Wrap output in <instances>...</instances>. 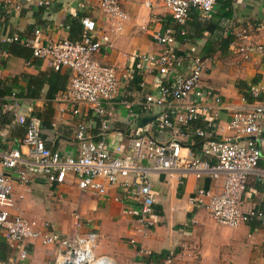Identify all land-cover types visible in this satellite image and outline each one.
Listing matches in <instances>:
<instances>
[{
	"label": "crops",
	"instance_id": "0c3cea01",
	"mask_svg": "<svg viewBox=\"0 0 264 264\" xmlns=\"http://www.w3.org/2000/svg\"><path fill=\"white\" fill-rule=\"evenodd\" d=\"M8 1L18 8H12L10 12L0 8V38L17 34L22 42L45 44L48 40L75 36V32L69 31L68 16L81 13L82 20L88 17L93 21V35L101 44L96 58L113 66L118 80L117 94L107 104L112 112L111 129L106 135L108 141L126 144L129 135L142 127L141 120L158 112V108L151 113L143 112L141 103L144 95L154 92L159 82H167V77L161 76L155 68L143 71V62L137 55L157 54L162 48L150 33L165 31L163 24L171 17L164 7V0H120L122 9L128 14L120 28L105 22L97 7L81 8L79 3L82 0H51L48 6L37 5V0ZM221 1L217 0L211 16L219 10ZM225 1L231 9V17L224 23V34L235 36L236 31L245 29L247 40L235 37L226 53L214 51L207 55L208 32L184 42L176 40L177 51L184 58L181 71L190 65L192 57L202 56L207 60V68L202 74L203 83L220 95L225 103H239L242 94L236 87L238 80H244L248 87L258 85L262 90L260 101L264 102V56L256 50H240L249 41L264 46V0ZM142 27L146 29L142 30ZM37 28L40 29L39 35L34 33ZM39 61L37 64L28 63L0 53V79L18 75V84L26 86L25 74H36L51 67L46 60ZM256 75L261 78L253 82ZM15 92L19 90L15 89ZM62 95L63 91L54 99H47L43 89L38 98L9 96L6 99L2 112L9 113L12 118L0 123L1 169V153L19 147L24 135V127L15 120V111H26L39 119L47 146L62 154L76 153L78 144L74 131L78 117L71 114V105L64 101ZM124 100L130 108L124 105ZM217 118L219 134L231 135L226 127L229 111L218 110ZM148 127L158 141H166L172 135L171 130L158 129L152 122ZM196 127L201 126L194 122L189 128ZM93 129L95 134L96 128ZM181 143L188 142L182 138ZM25 169L29 178L26 184L18 181L15 172L8 171L13 185L10 212L20 213L37 223L48 222L49 231L59 233L62 242L45 245L40 240H32L26 245L27 258L21 260L19 251L22 244L9 241L0 228V264H58L61 259L68 260L74 246L70 239L77 233L74 214L79 215L84 224L79 233L91 231L97 234L96 254L108 256L117 264H162L167 260L170 264H264V226L257 220L236 227L219 224L202 204L193 201L198 188L214 189V180L209 177L197 178L184 170L151 172L155 225L143 230L135 217L123 212V208L133 202L131 193L127 195L120 188H110L104 197H99L91 192H81L71 174L61 183H52L31 167ZM259 169L264 172V155ZM244 200L248 206L264 209V188L255 177L248 182Z\"/></svg>",
	"mask_w": 264,
	"mask_h": 264
},
{
	"label": "built area",
	"instance_id": "2783aa9c",
	"mask_svg": "<svg viewBox=\"0 0 264 264\" xmlns=\"http://www.w3.org/2000/svg\"><path fill=\"white\" fill-rule=\"evenodd\" d=\"M50 2L37 0L36 4L48 6ZM96 3L97 6L95 0H82L79 6L97 7L105 22L117 28L128 18L120 0H98ZM216 3L217 0H164V7L175 24L184 25L192 10L202 18L210 17ZM0 8L10 12L18 6L7 0L0 2ZM82 23L83 33L79 40L64 38L38 45L26 43L32 48L33 57L48 61L55 70L70 71L68 86L62 96L71 105V114L78 117L74 131L78 145L76 153H60L46 145L37 117L26 111L14 112L15 120L24 126L25 132L19 147L1 153L0 228L9 241L22 244L20 259L27 258L26 245L32 240H40L45 245L62 242L59 233L49 231L48 222L37 223L9 210L13 206V185L8 171L15 172L18 181L26 184L29 178L25 167H31L52 183H61L71 174L81 192H91L99 197H104L110 188H120L127 195L131 193L133 202L126 205L123 212L135 217L143 230L155 225V194L150 173L184 170L197 178L205 176L214 180V189L198 188L193 201L202 204L217 223L236 227L257 220L264 226V209L248 206L244 200L251 178L259 180L264 188V172L259 169L264 155L261 88L250 85L246 94L240 96L238 104L225 103L203 83L202 74L207 68L204 57H192L190 65L182 72L184 58L177 51L172 29L152 31L150 34L162 46L161 50L157 54L137 57L143 62V71L155 68L168 81L159 82L154 92L144 95L141 110L151 113L158 108L155 119L149 122L158 129L171 130L172 135L166 141H158L150 133L147 122L129 135L126 144L108 141L106 135L111 129L112 112L107 104L118 91L116 69L96 58L101 44L93 35V21L85 17ZM39 32L38 28L34 31L37 35ZM184 32L182 29L180 33ZM235 37L247 40L248 33L241 29L236 31ZM16 40H20L17 34L0 38V42ZM240 50H256L264 56V46L250 41ZM123 103L130 108L126 100ZM220 109L229 111L226 127L231 135L221 136L218 132L217 113ZM95 118L99 124L94 134ZM198 119L204 121V126L190 129L189 123ZM194 136L201 140L199 153L181 143L183 138L192 144ZM74 225L77 233L70 239L74 243L73 254L58 264L67 261L72 264H117L108 256L96 254V233H79L84 224L77 214H74ZM162 264H170V261Z\"/></svg>",
	"mask_w": 264,
	"mask_h": 264
},
{
	"label": "trees",
	"instance_id": "16d2710c",
	"mask_svg": "<svg viewBox=\"0 0 264 264\" xmlns=\"http://www.w3.org/2000/svg\"><path fill=\"white\" fill-rule=\"evenodd\" d=\"M220 3L219 10H217L214 16L208 18H202L197 11L192 10L189 19L184 25L173 23V19L169 17L163 24L164 30L171 28L175 39L179 42H184L194 37L198 38L203 36L205 32H208L209 40L206 42L205 55L214 51H219L221 54H224L230 43L234 41L235 36L230 33H227L226 35L224 34V23L231 17V9L229 8L227 1L223 0ZM82 17L83 14L81 13L67 17L69 31L75 32V36L71 37L70 40L81 39L83 33ZM182 29L185 31L184 34L180 33ZM0 53H6L28 63L37 64L40 62V59L33 57L32 48L27 46V44L21 40L0 42ZM24 76L27 77L26 86H20L18 84V75L8 79H0V123H6L12 118V115H9V113L2 112V105L7 102L6 99L9 96L18 99H34L40 97L43 89H45V97L47 99H54L59 92L66 89L70 77V71L55 70L50 67L46 70H40L36 74H25ZM260 78V75H256L253 78V82H257ZM236 87L241 94H246L245 90L248 86L244 80L236 81ZM15 89H18L19 92H15ZM194 122L197 123L198 126H204V122H201V120L198 119L190 122L189 127H191ZM98 124V119L95 118L94 125L96 131ZM24 132L25 129L23 130V134ZM200 141L199 137L194 136L193 143L190 144V142H188L187 145L193 151L199 153Z\"/></svg>",
	"mask_w": 264,
	"mask_h": 264
},
{
	"label": "water",
	"instance_id": "95a60500",
	"mask_svg": "<svg viewBox=\"0 0 264 264\" xmlns=\"http://www.w3.org/2000/svg\"><path fill=\"white\" fill-rule=\"evenodd\" d=\"M154 119H155V116L147 117V118H143V119L141 120V122H140V126H143V125H145L147 122H149V121H153ZM64 264H72V262L67 261V262H65Z\"/></svg>",
	"mask_w": 264,
	"mask_h": 264
}]
</instances>
